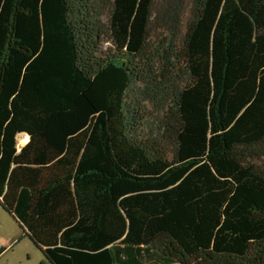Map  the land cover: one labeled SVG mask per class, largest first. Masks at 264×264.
<instances>
[{
    "label": "trees",
    "instance_id": "obj_1",
    "mask_svg": "<svg viewBox=\"0 0 264 264\" xmlns=\"http://www.w3.org/2000/svg\"><path fill=\"white\" fill-rule=\"evenodd\" d=\"M0 206L39 264H264V0H0Z\"/></svg>",
    "mask_w": 264,
    "mask_h": 264
},
{
    "label": "rangeland",
    "instance_id": "obj_2",
    "mask_svg": "<svg viewBox=\"0 0 264 264\" xmlns=\"http://www.w3.org/2000/svg\"><path fill=\"white\" fill-rule=\"evenodd\" d=\"M109 45L104 43V47ZM16 139L19 149L26 141L25 134H18ZM21 234L18 222L0 206V248H4L0 253V264H39L44 260L41 251Z\"/></svg>",
    "mask_w": 264,
    "mask_h": 264
},
{
    "label": "crops",
    "instance_id": "obj_3",
    "mask_svg": "<svg viewBox=\"0 0 264 264\" xmlns=\"http://www.w3.org/2000/svg\"><path fill=\"white\" fill-rule=\"evenodd\" d=\"M19 134H25V142L23 143V145L28 141V139H29V136H28V134H26V133H19Z\"/></svg>",
    "mask_w": 264,
    "mask_h": 264
}]
</instances>
